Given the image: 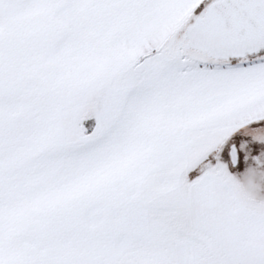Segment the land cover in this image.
Masks as SVG:
<instances>
[{
	"label": "rangeland",
	"instance_id": "rangeland-1",
	"mask_svg": "<svg viewBox=\"0 0 264 264\" xmlns=\"http://www.w3.org/2000/svg\"><path fill=\"white\" fill-rule=\"evenodd\" d=\"M68 4V0H0V175L12 178L15 186L21 174H25L27 187L22 190L30 197L14 199L18 206L15 211L26 212L29 208L33 212L41 206H46L44 212L47 210L46 216H40L45 223L40 224L42 230H37L35 225L30 228V242H26L30 259L50 255L47 256L49 264H85L89 260L87 264H264L263 122L209 135L210 139L221 141L217 152L205 151L198 155L212 153L217 160L209 158L201 167L196 151H190L189 156V151L181 150L172 167L158 166L157 172L150 174L145 173L148 171L145 168L140 200L146 214L57 213L71 209L87 212L103 209L104 213H113L122 209L121 199L109 197L112 194L99 191L93 193L98 197L91 199L84 192L83 197L74 198L75 188L67 187L70 183L59 184L58 179L52 183L54 178L49 177L54 171L60 174L61 170L69 175L67 167L61 168L66 162L73 165L85 162L94 152L95 144L108 143L110 138L109 131L97 129L78 147L72 142H60L57 148L44 149L45 141L59 142L63 134L58 116L66 120L65 134L71 130L80 111V102H74L77 88L82 86L84 91L93 87L88 83L89 77L85 79L84 72L79 71L80 64L69 67L72 53L84 47L80 39L70 37L71 31L77 30L79 14L72 15ZM199 6L177 25L172 39L181 36ZM175 10H179L178 19L187 8L181 6ZM162 37L146 40H151L148 44L156 48L165 39ZM106 42L119 45L116 39ZM261 50L256 53L257 57L264 54ZM125 52L126 58L134 57ZM162 55L141 63L174 59ZM182 60L192 64L186 58ZM235 61L225 65L194 63L230 67ZM109 63L110 69L111 60ZM124 68L127 71L121 73L130 72V62ZM114 72L109 70L107 74ZM70 140L73 138L67 141ZM232 146L236 150V165L229 157ZM184 156L185 160L181 158ZM24 160L28 162L26 166H22ZM39 161L43 162L40 166ZM155 168L152 166L151 170ZM208 170L217 171V175ZM41 181L45 188L40 192L32 190ZM51 185L61 187L60 191H54ZM130 193L139 201L137 192ZM127 202L129 210L133 202ZM37 216L31 213V217ZM22 243H17L18 249ZM54 255H60L61 259ZM106 256L113 259L106 261Z\"/></svg>",
	"mask_w": 264,
	"mask_h": 264
},
{
	"label": "crops",
	"instance_id": "crops-1",
	"mask_svg": "<svg viewBox=\"0 0 264 264\" xmlns=\"http://www.w3.org/2000/svg\"><path fill=\"white\" fill-rule=\"evenodd\" d=\"M202 1L204 0H68L71 14H79L76 20L77 30L71 31L70 37L83 41L80 44L84 47L80 51V47L76 48L80 44H77L75 48L78 53L70 56L69 67L73 63L75 67L80 64L79 71L84 72L85 79L89 77L88 83L93 87L84 91L82 86L77 88L74 102H80V111L72 122L71 130L65 134L66 120H61L58 116L63 134L59 142H52L50 139L45 141L44 149L57 148L61 145L60 142H72L78 147L81 141L87 140L97 129L105 133L109 131L110 138L108 143L103 141L102 144H95L97 146H94V152L89 154L85 162L77 165L66 162L61 168L67 167L69 175L61 170L60 174L54 171L49 177L54 178L51 179L52 183H57L56 179L59 184L70 183L67 187L75 188L74 198L80 195L83 197L84 192L85 197L91 199L98 197L96 194L93 196V193L99 191L112 194L109 197L121 199L122 209L113 213H104L103 209H90L88 212L71 209L57 213L146 214L140 200L145 168H148L145 173L150 174L157 172L158 166L172 167L175 160L178 161V152L181 150L189 151V156L190 151H196L198 166L201 167L209 158L211 161L217 160L212 153L198 155L205 151L217 152L221 141L218 138L210 139L209 135H219L223 129L264 123V60L230 67L199 66L190 60L188 61L192 64L184 63L182 59L169 58L166 62L135 64L137 58L155 48H151L148 44L151 40L146 38L158 39L163 36L164 39ZM208 1L199 7L202 8ZM180 5L187 10L177 19L179 10L175 8H181ZM111 39H116L119 45L106 42ZM125 51L134 57L126 58ZM156 55L161 54L147 56L143 62ZM109 60L114 69H109ZM128 62L131 71L121 73L127 71L124 67ZM109 70L115 72L108 76ZM68 138L73 140L67 141ZM181 158L185 160L186 156ZM27 163L24 160L22 166ZM41 163L43 162L39 161L38 166ZM236 164L237 156L233 165ZM58 165L60 166L59 162ZM58 165L54 166L59 167ZM152 166L156 168L151 170ZM208 172L217 175V171ZM24 176L25 174H21L20 180L16 179L17 185L13 186L12 178L0 175V264H49L47 256L50 255H45V258L39 256L37 260L30 259L26 243L30 242V228L33 225L40 231V224L45 225L40 216L47 215V210L44 212L46 206L38 207L33 212L29 208L26 212L15 211L18 206H15L14 199L28 200L30 197L22 190L27 187ZM43 185L45 183L41 181L32 190L40 192L45 188ZM51 186L54 191H60L61 187ZM130 191L138 193L139 201L135 200L136 195ZM118 192H121V196ZM127 200L133 202L129 210L126 209ZM31 213H37L38 216L31 217ZM48 213L54 214L52 211ZM18 242H23L19 249ZM56 257L61 259L60 255H54ZM105 259L111 261L113 258L106 256ZM88 262L90 260L85 264Z\"/></svg>",
	"mask_w": 264,
	"mask_h": 264
},
{
	"label": "water",
	"instance_id": "water-1",
	"mask_svg": "<svg viewBox=\"0 0 264 264\" xmlns=\"http://www.w3.org/2000/svg\"><path fill=\"white\" fill-rule=\"evenodd\" d=\"M178 46L190 55L173 53V57L202 55L212 62L234 61L264 48V0H212L194 16L181 33ZM236 163V150L230 148Z\"/></svg>",
	"mask_w": 264,
	"mask_h": 264
},
{
	"label": "trees",
	"instance_id": "trees-1",
	"mask_svg": "<svg viewBox=\"0 0 264 264\" xmlns=\"http://www.w3.org/2000/svg\"><path fill=\"white\" fill-rule=\"evenodd\" d=\"M188 18V16L186 17V19ZM185 19V20H186ZM175 28L165 37V39L155 48L153 49L151 52L144 54L142 56H140L139 58H137V60L135 61V64L140 63L145 57L153 55V54H164L167 57H173L171 54L168 53V44L170 42L171 35L173 34ZM264 51V48L261 50ZM258 54V53H257ZM257 54H253V55H248L247 57L243 58V59H238V60H234L235 61V65H246V64H250V63H254V62H259L264 60V54L260 57H257ZM178 58H182V57H178ZM193 62L199 64V65H219V64H229V62L231 61H223V60H218V61H214L212 62L210 59L203 57V56H195L194 58H192ZM191 60V61H192Z\"/></svg>",
	"mask_w": 264,
	"mask_h": 264
},
{
	"label": "flooded vegetation",
	"instance_id": "flooded-vegetation-1",
	"mask_svg": "<svg viewBox=\"0 0 264 264\" xmlns=\"http://www.w3.org/2000/svg\"><path fill=\"white\" fill-rule=\"evenodd\" d=\"M178 43H179V45H181L183 43V41L181 39V36L180 37H177L175 39L170 40V42L168 44V48H167L169 54H172L173 55V53H177L176 52L177 49H178V53H181L182 55H185L186 56V55H190L191 54L189 52V50H183L181 47H179L178 46ZM191 56L193 57V56H196V55L195 54H192Z\"/></svg>",
	"mask_w": 264,
	"mask_h": 264
}]
</instances>
